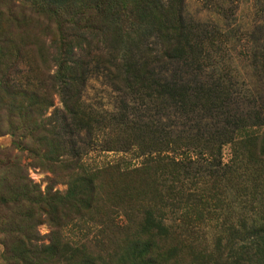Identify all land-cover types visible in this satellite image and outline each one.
<instances>
[{
  "label": "trees",
  "instance_id": "obj_1",
  "mask_svg": "<svg viewBox=\"0 0 264 264\" xmlns=\"http://www.w3.org/2000/svg\"><path fill=\"white\" fill-rule=\"evenodd\" d=\"M85 1L89 8L91 0ZM181 1L95 0L92 5L94 21L97 29L108 36L111 50L108 56L98 55L96 65L106 73L117 92H124L128 99L132 97L147 111L160 109L161 113L173 107L176 111L181 110V118L184 114L194 113L196 118L191 120L197 125L180 130H159L144 121L137 125L126 116L123 107V113L118 111L102 118L99 114V121L93 119L92 115L97 112L82 107L81 89L87 65L82 67L78 60L76 67H65L70 82L63 101V114L70 122L64 120V128L69 126L77 132L85 129L92 134L101 121L111 120L107 126L111 142L102 149L134 154L137 161L129 159L89 166L77 142L65 138L66 134L60 136L57 133V139L51 138L44 149L48 157L52 154L63 156L60 161L65 160L64 170L72 173L68 179V193L63 197L51 193L44 198L37 188L29 186L25 170L20 168L16 176L17 189L31 202H43L40 209L44 212L51 209L61 213V219L68 222L73 219V204L83 205V211L93 210L94 215L102 216L101 206L111 205L119 199L116 190L100 192L101 197L98 195L99 175L125 176L127 185L121 190L128 201L125 232L136 239L140 249H144V263L227 264L224 255L231 257L234 251L243 247L237 245L245 239L252 247L251 252L264 253V108L256 104V98L250 106L246 100L251 95L249 90L226 77L227 70L233 71L228 62H225L228 64L224 65V72L222 66L214 70V81H193V87L188 81H175L173 75L163 77L165 70H161V63L167 64L179 57V60L192 58L198 65L210 54L217 58L220 45L225 49L231 45L229 38L219 31L210 32L203 38L196 37L184 22ZM125 12L126 20L133 24L129 28L119 20ZM150 34L158 37L159 50L145 43ZM253 54L258 57L256 52ZM260 57L263 56L258 59ZM256 60L255 70L264 76V61L256 64ZM22 92L34 99L42 115L43 105L50 97L39 95L38 90L30 87ZM198 112L203 115L197 120ZM204 113H213L217 119L221 117L219 124L209 125ZM47 125L50 127L49 123ZM59 125L60 121L58 125L54 124ZM224 146L229 147L230 156L222 164ZM202 161L208 169L200 170ZM228 188L236 192L238 205L228 199ZM34 189L36 196L31 195ZM211 201L226 204L225 213L232 220L237 206L242 210L237 215L242 223L223 222L214 226L204 223L203 219H212L215 215L210 212ZM246 209L249 212H244ZM5 210L12 213L9 206ZM16 215L12 218H17ZM14 225L3 228L2 242L15 264H95L93 259L87 260V251L76 249L65 236L49 244H37V237ZM57 225L61 227L64 223ZM250 246L246 247L248 254ZM78 253L87 255L83 263L76 260ZM248 261L246 257L244 262Z\"/></svg>",
  "mask_w": 264,
  "mask_h": 264
},
{
  "label": "rangeland",
  "instance_id": "obj_2",
  "mask_svg": "<svg viewBox=\"0 0 264 264\" xmlns=\"http://www.w3.org/2000/svg\"><path fill=\"white\" fill-rule=\"evenodd\" d=\"M94 1L91 0L88 8L85 0H0V264H15L8 257L11 254L5 251L2 242L3 228L12 227V224L21 226L24 231L28 230L37 237V244H49L65 236L76 249L87 251V260L91 258L95 264H150L143 262V258H146L143 256L144 249H140L136 239L125 232L128 211V201L122 196L127 185L125 176L99 175L98 195L116 190L119 199H115L116 203L111 205L106 203L101 206L99 202L103 208L102 216L94 215L93 210L83 211V205L73 204V219L68 222L61 219V213L52 212L51 209L44 212L40 209L43 202H31L21 196L17 189L16 176L20 168L25 170L29 186L37 188L44 198L51 193H57L59 197L68 193V179L72 173L64 170L65 160L60 161L63 156L52 154L48 157L44 149L51 138L57 139V133L60 136L61 133L66 134L65 138L77 142L89 166L129 159L137 161L134 154L102 149L111 142L112 136L107 131L111 120L101 121L91 131L92 134L85 129L77 132L69 126L64 128L66 119L63 101L70 82L65 67H76L78 60V63L83 64L82 67L87 65L86 79L81 89L82 107L97 112L92 115L93 119L99 121V114L102 118L125 110L126 116L137 125L141 124L140 121L149 122L159 130H180L197 125L191 120L196 118L194 113L185 115L182 112L184 117L181 118V110L176 111L173 107L161 113L160 109L147 111L132 97L128 99L124 92H117L106 73L97 69L98 55L108 56L111 50L108 36L103 30L97 29L94 21ZM181 7L184 22L196 37L203 38L210 32L219 31L229 38L231 45L227 49L220 45L217 58L210 54L198 65L192 58L179 60V57L167 64L161 63V70H165V73L162 72L163 77L173 75L175 81H188L193 87V81H214V70L222 66L224 72V65L229 63L233 71L227 70L226 77L249 90L251 95L246 100L251 103L250 106L254 104L252 99L256 98V104L264 108V76L255 70L254 65L256 59V64L262 59L264 61V0H182ZM126 17L127 12L120 15L119 20L129 28L133 24ZM145 43L155 50L161 48L158 37L151 34ZM253 52L263 57L258 59ZM27 87L36 92L38 90L39 95L50 97L43 105L45 109L42 115L34 99L30 95H23L22 90ZM124 102L127 104L124 105ZM39 105L42 107L41 101ZM201 115L203 113L198 112L197 120ZM205 115L208 116L209 125L219 124L221 117L217 119L213 113ZM59 121L60 125L54 126ZM66 121L70 122L68 119ZM229 156L230 149L224 146L222 164L227 162ZM206 165L202 161L200 170L204 167L208 169ZM221 184L224 185V182ZM220 188L219 185V192ZM35 191L32 196H36ZM226 195L238 205L235 191L228 188ZM7 206L12 213L6 212ZM210 212L215 214L214 217L202 220L208 225L242 223L237 219V215L242 212L237 206L234 208L233 220L225 213L226 204L211 201ZM244 212L249 211L246 209ZM13 214H18V217L12 218ZM59 222L64 225L58 226ZM237 246L243 247L234 251L231 257L224 255L227 264H264V253H255L257 250L251 252L252 247L248 245L247 239L240 241ZM248 246L250 254L245 252ZM87 255L78 253L76 260L83 263ZM246 257L248 262H244Z\"/></svg>",
  "mask_w": 264,
  "mask_h": 264
}]
</instances>
